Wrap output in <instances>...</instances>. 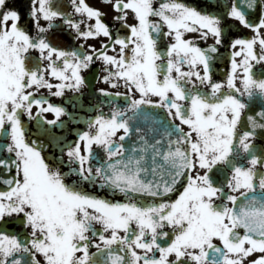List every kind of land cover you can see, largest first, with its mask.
Returning <instances> with one entry per match:
<instances>
[{
	"label": "snow or ice",
	"instance_id": "obj_1",
	"mask_svg": "<svg viewBox=\"0 0 264 264\" xmlns=\"http://www.w3.org/2000/svg\"><path fill=\"white\" fill-rule=\"evenodd\" d=\"M103 2L0 0V264H264V0Z\"/></svg>",
	"mask_w": 264,
	"mask_h": 264
},
{
	"label": "flooded vegetation",
	"instance_id": "obj_2",
	"mask_svg": "<svg viewBox=\"0 0 264 264\" xmlns=\"http://www.w3.org/2000/svg\"><path fill=\"white\" fill-rule=\"evenodd\" d=\"M89 2L92 5H94L96 7H99L105 13L104 19L107 22L111 23L112 17H111V11H110V6L109 5L105 4L103 2V0H89ZM190 35L195 36L197 34L196 33H191ZM210 42L211 41H208V43H210ZM88 43H93V44H96L97 46L99 45V41H97V40H90V41H88ZM201 43L203 44L204 42H201ZM78 44H79V41H69V45L70 46H76ZM221 69H223V64L221 65ZM97 86H101V85H97ZM41 92L44 93L45 95L47 94L45 89H42ZM52 99L55 100L57 98L53 97Z\"/></svg>",
	"mask_w": 264,
	"mask_h": 264
}]
</instances>
